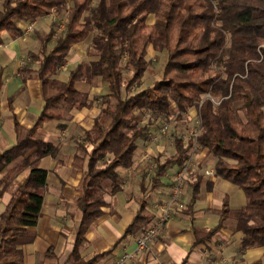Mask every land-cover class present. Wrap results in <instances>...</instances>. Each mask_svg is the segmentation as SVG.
Segmentation results:
<instances>
[{
	"label": "trees",
	"instance_id": "trees-1",
	"mask_svg": "<svg viewBox=\"0 0 264 264\" xmlns=\"http://www.w3.org/2000/svg\"><path fill=\"white\" fill-rule=\"evenodd\" d=\"M64 10V32L47 50L54 37V31L48 32L42 38L43 48L31 51L26 65L38 64L35 76L41 81L44 107L31 128L14 119L16 143L0 154V197L16 173L30 168L0 212V264H24L22 247L35 239L29 227L41 217L48 179V170L37 164L58 150L40 130L47 121L69 120L70 110L87 105L76 83L94 79L107 83L108 92L102 95L93 127L84 131V141L92 148L79 146L89 160L77 186L82 193L76 200L82 219L68 261L97 264L110 254L85 260L80 244L105 213V196L122 190L120 169L133 166L138 142L149 138L153 120L142 123L137 112L157 117L188 107L198 109L197 142L216 157L214 173L244 193L245 205L236 224L242 246L264 249V0H3L0 42L5 31L14 37L22 34L19 20ZM150 16L154 22H148ZM89 36L95 57L79 62L67 80L59 79L72 47ZM150 46L166 51L167 60L162 77L141 88ZM2 84L0 72V89ZM173 141L175 153L163 162L157 159L154 184L169 166H181L189 157L191 140L188 145L181 136ZM202 177L199 174L194 182L192 202ZM142 208L124 237L150 223L151 216ZM230 213L225 198L219 224L205 238L216 233Z\"/></svg>",
	"mask_w": 264,
	"mask_h": 264
},
{
	"label": "crops",
	"instance_id": "crops-1",
	"mask_svg": "<svg viewBox=\"0 0 264 264\" xmlns=\"http://www.w3.org/2000/svg\"><path fill=\"white\" fill-rule=\"evenodd\" d=\"M51 17L52 15L48 16L49 19L43 16L31 21L19 20L18 25L22 29V34L18 37L7 31L2 34L0 154L16 143L14 119L31 128L44 107L41 81L35 76L38 64L33 63L28 67L26 65L30 62L29 53L38 52L43 48L42 38L51 30L42 27L51 24ZM91 36L85 41L92 42ZM52 40L53 38L47 42V50L54 45ZM78 45L72 47L67 60L60 68L61 71L57 75L59 79L67 80L69 71L79 62L91 60L86 61L88 53L86 50L77 49ZM76 87L83 92L89 103L70 110L69 120L47 121L40 130L44 139L55 144L58 150L55 155L45 156L38 162L42 168L48 170V179L43 193L41 217L37 225L29 227V230L35 233V239L22 247L24 264H71L68 257L72 252L82 219V211L76 204L82 193L77 186L89 160V156L85 155L79 146L84 144L87 149L92 148L91 144L84 141V131L93 127L94 118L100 111L94 101L95 97L108 92L107 83L99 79L78 82ZM190 112L191 107L184 112L177 111L182 119ZM146 115L137 112L142 122H145ZM183 125L184 123L182 127ZM159 127L160 122L158 124L155 120L151 122L149 138L140 140L134 151L133 166L120 169L124 179L122 190L115 195L105 196L106 204L103 206L105 213L88 228L85 240L80 244V253L85 260L110 251V254L97 264H114L125 252H134L137 238L144 230L139 229L124 236L127 227L134 221L142 207L143 213L149 214L152 218L147 227L154 222L158 212L156 206L166 199L168 186L179 168L176 164L170 169L167 168L154 184L152 176L157 159L163 162L175 153L174 143L171 153L166 156L168 149L166 141L159 136L153 139V136L159 133ZM186 137L190 135L184 134L185 144ZM195 158L199 163L196 161L198 167L191 172L185 184L183 209L174 212V217L167 224L165 232L148 248L137 252L134 259L125 260L122 264H248L253 261L264 264L263 248L242 246L243 235L236 231L237 217H232L231 213L224 219L222 227L216 233L205 238L206 233L219 224L225 198L228 199L230 210H240L245 205V197L238 186L215 173H206L208 166H214L216 161L212 153L200 148ZM148 162L154 163L152 176L145 173ZM29 171L30 168H26L16 173L7 191L0 197V212L12 192L24 182ZM199 174L203 177L199 183L197 198L192 202L194 182L197 181Z\"/></svg>",
	"mask_w": 264,
	"mask_h": 264
},
{
	"label": "rangeland",
	"instance_id": "rangeland-1",
	"mask_svg": "<svg viewBox=\"0 0 264 264\" xmlns=\"http://www.w3.org/2000/svg\"><path fill=\"white\" fill-rule=\"evenodd\" d=\"M2 1L3 0H0V6H1ZM51 15H52V17L50 18L51 24L49 26L45 25L42 28L54 31L53 40L55 41V38L57 36H60L65 30L67 11L66 10H64L62 12L53 11L48 15H44V17H46V19H49L48 16H51ZM41 17H43V16H41ZM148 22H150V23L154 22V17L150 16L148 18ZM54 41H53V44H54ZM51 44H52V42H51ZM76 48L87 51L88 58L86 59V61H88L90 59L92 60L95 57V53H94L91 41H90V43L85 41V42L79 44L78 46H76ZM147 58L149 60L148 70L144 75V82H143L141 88L152 85L155 80H158L162 77L164 65H165L166 60H167V52L166 51L157 52L156 50L153 49L152 46H150ZM60 71H61V69H60ZM124 75L127 78L129 74L125 72ZM79 86L80 85L78 84V88H80ZM83 96H84V94H83ZM81 97H82V94H81ZM101 100H102V95H97L94 99V101L99 106V108L101 107ZM182 118L183 117L177 113V110L174 109V110H172V113H170L167 116L160 115V116L154 117L149 112L146 115V118H144V119H146L145 122H142V123H146L149 119H152L153 121L155 120L157 122V124L160 122V127L163 125L167 126V132L166 133L162 134L160 131H158L159 133L157 134V136H159V138H161L162 140L164 139V141H166V143H167L166 147H168V149H167V152L165 153L166 156L169 155L172 151L173 143H174V141H173L174 137L181 136L183 138L184 134L191 136V134L194 133L199 128L200 121H199L198 109L196 107H191V112L188 113L187 117L184 119H182ZM183 123H184V125L182 127ZM181 127H182V129H180ZM188 138L189 137H186L185 140L188 141ZM169 146H170V149H169ZM196 161L197 160L195 158V162ZM153 164L154 163H149V162L147 163V167H146L147 171H145L147 176H152V174L154 172L153 171L154 169L152 166ZM37 166L41 167V165H39V164H37ZM172 167L173 166L168 167V168L170 169ZM195 167H198L197 164ZM195 167H194V169H195ZM150 179H151V177H150ZM187 180H189V178ZM107 196H109V195H107ZM238 213H239V210H237V209L231 210V216L232 217L233 216L237 217Z\"/></svg>",
	"mask_w": 264,
	"mask_h": 264
},
{
	"label": "built area",
	"instance_id": "built-area-1",
	"mask_svg": "<svg viewBox=\"0 0 264 264\" xmlns=\"http://www.w3.org/2000/svg\"><path fill=\"white\" fill-rule=\"evenodd\" d=\"M160 132L162 134L166 133L167 126H161ZM198 134L199 129L192 133L188 138L187 145L189 144L190 140L192 142V145L189 149V157L186 159L184 164L179 166V168L174 173L172 181L168 186L166 199L157 204L156 207L158 212L154 222L149 225L137 238L135 251L125 252L121 259L117 260L114 264H122L125 260L134 259L137 252L148 248L157 237L165 232L167 224L174 217V212L183 209V195L185 184L187 182V179L190 177L192 170L196 166L195 154L200 149V146L197 142ZM153 139H157V135H154ZM214 172V166H208L206 173L213 174Z\"/></svg>",
	"mask_w": 264,
	"mask_h": 264
}]
</instances>
